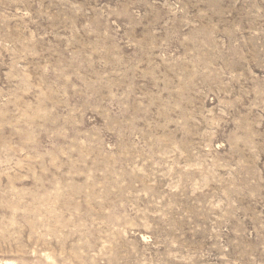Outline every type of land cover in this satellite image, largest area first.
I'll return each mask as SVG.
<instances>
[{
    "label": "rangeland",
    "instance_id": "1",
    "mask_svg": "<svg viewBox=\"0 0 264 264\" xmlns=\"http://www.w3.org/2000/svg\"><path fill=\"white\" fill-rule=\"evenodd\" d=\"M264 264V0H0V264Z\"/></svg>",
    "mask_w": 264,
    "mask_h": 264
},
{
    "label": "bare ground",
    "instance_id": "2",
    "mask_svg": "<svg viewBox=\"0 0 264 264\" xmlns=\"http://www.w3.org/2000/svg\"><path fill=\"white\" fill-rule=\"evenodd\" d=\"M7 264H15V263L7 262Z\"/></svg>",
    "mask_w": 264,
    "mask_h": 264
}]
</instances>
